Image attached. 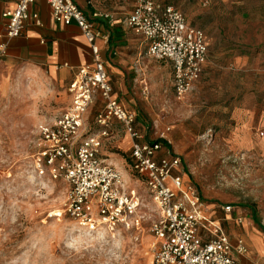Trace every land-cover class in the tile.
<instances>
[{"label": "rangeland", "instance_id": "1", "mask_svg": "<svg viewBox=\"0 0 264 264\" xmlns=\"http://www.w3.org/2000/svg\"><path fill=\"white\" fill-rule=\"evenodd\" d=\"M160 1L205 32L209 58L194 90L179 101L171 66L151 58L144 42L138 43L132 99L143 132L152 141L169 128L182 174L205 202L241 208L264 225V0ZM70 101L59 75L0 57V264H152L150 229L159 211L132 173L130 153L121 150L120 129L115 127L103 157L141 195V228L92 237L67 214L57 216L69 186L36 174L34 157L39 127ZM97 101L87 114L92 133L98 129Z\"/></svg>", "mask_w": 264, "mask_h": 264}, {"label": "built area", "instance_id": "2", "mask_svg": "<svg viewBox=\"0 0 264 264\" xmlns=\"http://www.w3.org/2000/svg\"><path fill=\"white\" fill-rule=\"evenodd\" d=\"M35 1L18 0L16 8L4 14L9 39L22 36L30 19L41 26L39 14L30 12ZM95 1L87 0V4L92 6ZM133 1L135 9L124 21L125 26L145 38L151 58L172 64L175 97L186 99L208 62L205 32L190 25L173 5L158 0ZM47 2L57 24H75L81 30L92 55V63L79 68L69 86L70 105L38 129L36 174L69 186L63 211L57 216L67 214L80 231L92 237L141 228V195L124 172L103 157L116 122L132 142L131 171L145 184L159 211L150 229L155 238L152 264H239V258L248 252L245 242L239 239L233 243L209 222L205 200L182 174V158L160 142L166 140L171 146L170 129L154 141L145 140L137 128L136 113L126 110L114 97L100 46V42H109L108 35L98 30L73 0ZM104 17L111 20L109 15ZM98 98L104 112L95 118L98 129L92 133L87 114ZM224 211L231 214L234 206L227 205ZM238 221L243 223L244 219ZM207 226L211 237L205 240L200 232Z\"/></svg>", "mask_w": 264, "mask_h": 264}, {"label": "crops", "instance_id": "3", "mask_svg": "<svg viewBox=\"0 0 264 264\" xmlns=\"http://www.w3.org/2000/svg\"><path fill=\"white\" fill-rule=\"evenodd\" d=\"M73 1L86 13L98 30L108 35L109 42L107 44L100 42V46L114 97L126 110L136 113L137 128L145 136V140H148L147 133L143 132L142 115L137 107L133 106L132 87L135 76L133 64L136 60L138 43L144 42L147 49H149V43L144 37L135 34L124 24V21L135 9L134 1L96 0L92 6L87 4V0ZM17 2L18 0H0V57L8 61H24L45 67L52 74L59 75L67 83L69 93V86L78 69L92 63L91 51L81 30L75 24L70 26L57 24L47 0H36L30 7V12L39 14L41 26H37L33 19H30L26 23L22 36L9 39L6 35L8 21L4 14L14 10ZM104 15L111 16V20L106 19ZM161 62H167L171 66L173 74L172 64L168 61ZM97 100L100 109L94 119L104 112L102 100L99 98ZM114 127L120 129L124 135L121 150L131 154V140L124 134L118 123L115 122ZM163 155L160 154V156ZM127 180L130 182L128 176ZM225 206L207 204L206 216L209 222H213L214 226L228 235L233 243L239 239L245 242L248 252L239 258V264H264V225L257 220L256 216L249 215L241 208L234 207V211L228 214L224 211ZM240 218L244 219L243 223H239ZM210 231V226H207L201 230L200 234L205 240H208L211 237Z\"/></svg>", "mask_w": 264, "mask_h": 264}, {"label": "trees", "instance_id": "4", "mask_svg": "<svg viewBox=\"0 0 264 264\" xmlns=\"http://www.w3.org/2000/svg\"><path fill=\"white\" fill-rule=\"evenodd\" d=\"M160 142H162L163 143V145H165V146H169V148H171V146H170V144H168V142L166 141V140H160ZM130 159V158H129ZM130 164H131V159H130ZM257 219V218H256ZM258 220V219H257Z\"/></svg>", "mask_w": 264, "mask_h": 264}]
</instances>
